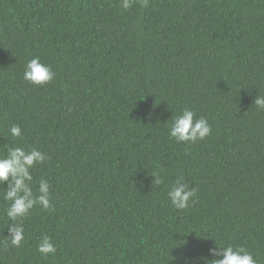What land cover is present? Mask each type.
Listing matches in <instances>:
<instances>
[{
	"label": "trees",
	"instance_id": "trees-1",
	"mask_svg": "<svg viewBox=\"0 0 264 264\" xmlns=\"http://www.w3.org/2000/svg\"><path fill=\"white\" fill-rule=\"evenodd\" d=\"M37 56L55 72L44 86L23 79ZM257 95L262 0H0V156L47 154L33 191L47 179L53 206L31 210L13 247L0 185V264H204L227 244L264 264ZM184 108L211 126L194 144L168 136ZM180 176L197 189L183 211L167 196ZM44 235L54 255L38 253Z\"/></svg>",
	"mask_w": 264,
	"mask_h": 264
},
{
	"label": "clouds",
	"instance_id": "clouds-1",
	"mask_svg": "<svg viewBox=\"0 0 264 264\" xmlns=\"http://www.w3.org/2000/svg\"><path fill=\"white\" fill-rule=\"evenodd\" d=\"M140 2L147 7L148 0H120L124 11L129 10L134 3ZM264 2V0H262ZM23 79L33 86H44L55 79L52 67L43 63L40 57L30 59L24 66ZM256 108L264 110V96L257 95L253 104ZM12 138H20L22 129L19 124H13L8 129ZM211 133V126L206 117L197 118L193 110L184 108L176 115L169 126L168 136L177 143L194 144L203 140ZM49 157L47 154L32 148L25 150L23 147L8 148L6 155L0 156V185L8 184L3 198L7 204L5 216L14 226H9L6 237L13 247H20L24 241L23 219L26 218L34 207L39 206L42 211L52 209L50 197V184L45 178H40L36 190L33 191L34 179L33 169L39 164L45 163ZM155 185L164 182V177L156 172L152 175ZM197 189L190 188L184 182L183 176L176 179L167 193L169 202L173 208L179 211L186 210L192 206ZM37 251L42 257L54 255L57 251L51 238L47 235L41 237L37 244ZM209 254L216 257L212 260L202 258L204 264H257V259L244 247H233L231 244L215 246ZM187 264V261H185Z\"/></svg>",
	"mask_w": 264,
	"mask_h": 264
}]
</instances>
